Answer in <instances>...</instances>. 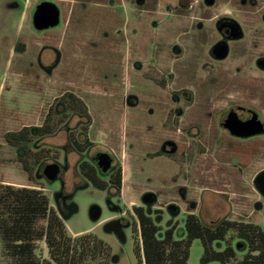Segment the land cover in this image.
<instances>
[{"label":"rangeland","instance_id":"obj_1","mask_svg":"<svg viewBox=\"0 0 264 264\" xmlns=\"http://www.w3.org/2000/svg\"><path fill=\"white\" fill-rule=\"evenodd\" d=\"M42 2L58 7L60 22L37 31L32 12ZM241 9L239 0H216L211 10L204 0H0V184L42 190L70 235L91 233L110 246L111 264H137L133 207H143L162 230L175 225L176 239L185 237L190 213L206 225L227 218L264 231V197L253 185L264 156L236 154L243 168H231L225 139L207 131L226 101L224 64L206 54L213 22L204 18L241 19ZM70 95L87 107L89 125L66 109L61 97ZM44 123L52 134L29 145L4 140ZM71 137L91 144L79 154ZM100 152L121 167L119 192L97 190L79 172L81 161L92 163ZM48 164L60 167L53 182L41 173ZM148 193L156 198L149 206ZM237 242L230 240L235 250ZM39 248L46 258L43 242ZM202 253L193 240L187 264H200ZM242 257L236 250L229 264ZM0 264H7L1 241Z\"/></svg>","mask_w":264,"mask_h":264},{"label":"trees","instance_id":"obj_2","mask_svg":"<svg viewBox=\"0 0 264 264\" xmlns=\"http://www.w3.org/2000/svg\"><path fill=\"white\" fill-rule=\"evenodd\" d=\"M61 101L66 103L69 112L84 118L86 126L89 125L87 107L80 99L70 95L67 101L62 96ZM45 124L8 132L4 140L15 148L29 145L35 138L52 134ZM70 144L82 154L91 143L87 140L81 143L71 137ZM37 160L34 155L32 161L36 163ZM78 169L83 179L97 190L104 191L109 186L118 192L121 190L120 166L106 180L92 163L81 161ZM24 170L29 173L26 165ZM132 213L137 220L132 229L137 264H187L191 242L196 239L203 248L200 264H229L235 259L236 250L243 252L236 264H264V231L258 225L227 218L206 225L190 213L185 216V237L176 239L175 225L162 230L143 207H133ZM228 233L232 237L226 240ZM233 237L238 241L236 250L230 244ZM0 241L2 257L7 264H111L112 261L108 244L91 233L70 235L49 197L40 189L26 186L0 184ZM40 242L47 249L46 258L41 255ZM216 242H225V248L214 249Z\"/></svg>","mask_w":264,"mask_h":264},{"label":"flooded vegetation","instance_id":"obj_3","mask_svg":"<svg viewBox=\"0 0 264 264\" xmlns=\"http://www.w3.org/2000/svg\"><path fill=\"white\" fill-rule=\"evenodd\" d=\"M204 1L209 10L214 9L216 0ZM239 3L243 8L241 12L247 14L241 19L229 14L204 18L213 22L206 31L211 39L206 54L208 61L216 66L220 62L224 64L221 91L226 101L216 115L212 111L207 131L213 139L220 136L225 139V161L230 165L234 160L236 163L230 167L238 170L243 168V164L236 154L245 155L248 152L254 157L264 156V0H239ZM253 131L260 132L243 135ZM110 157L112 163L106 173H101L92 161L107 179L119 166H113L114 157ZM253 185L258 195L264 197V168L256 173Z\"/></svg>","mask_w":264,"mask_h":264},{"label":"water","instance_id":"obj_4","mask_svg":"<svg viewBox=\"0 0 264 264\" xmlns=\"http://www.w3.org/2000/svg\"><path fill=\"white\" fill-rule=\"evenodd\" d=\"M59 22L60 11L54 3L42 2L38 4L32 12V24L34 29L37 31L54 28L58 26ZM259 132L260 131H253L243 135L250 136L251 134H257ZM236 135L240 136V133H236ZM93 161L96 163V166L101 173H106L111 167L112 158L107 153H98L94 156ZM41 173L45 180L48 182H53L60 175V167L58 164H48L42 167ZM155 201L156 198L153 194L148 193L143 197V203L145 205H152ZM98 217L99 212L95 209L92 212V219L97 220Z\"/></svg>","mask_w":264,"mask_h":264}]
</instances>
